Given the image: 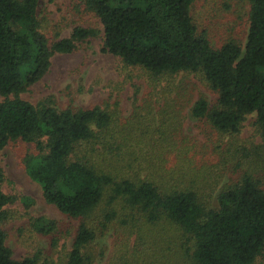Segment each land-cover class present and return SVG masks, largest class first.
Wrapping results in <instances>:
<instances>
[{"label":"trees","instance_id":"obj_1","mask_svg":"<svg viewBox=\"0 0 264 264\" xmlns=\"http://www.w3.org/2000/svg\"><path fill=\"white\" fill-rule=\"evenodd\" d=\"M247 1L244 46L228 40L213 48L191 17L194 0H80L101 22L104 51L141 69L152 86L179 74L198 76L217 96L210 104L200 95L190 116L235 136L254 113L258 148H264V0ZM37 6L38 0H0V150L16 140L32 143L33 151L22 158L26 174L47 203L81 219L66 264L88 263L82 248L95 237L89 219L102 203L101 229L115 218L112 205L119 203L145 223L178 229L191 245L193 264H254L264 250V169L258 177L242 173L208 204L185 155L167 153L156 170L132 157L133 142L113 111L59 108L53 95L35 104L20 97L47 72L54 53H70L98 33L76 26L49 45ZM3 181L0 169V224L11 218L7 205L14 202L1 190ZM22 199L28 207L29 199ZM29 226L49 234L57 223L37 216ZM6 239L0 227V264H39L36 254L13 258Z\"/></svg>","mask_w":264,"mask_h":264},{"label":"rangeland","instance_id":"obj_2","mask_svg":"<svg viewBox=\"0 0 264 264\" xmlns=\"http://www.w3.org/2000/svg\"><path fill=\"white\" fill-rule=\"evenodd\" d=\"M248 10L247 0H194L191 17L213 48L228 40L243 47ZM37 16L49 45L69 36L76 26L92 27L98 33L78 42L70 53H54L47 72L21 98L35 104L53 95L59 108L98 105L113 111L133 142L132 157L156 170L167 153L185 155L195 166L197 189L208 204L214 205L217 193L242 173L258 177L262 172L264 148H258L262 140L254 113L247 115L235 136L217 131L206 119L192 118V103L205 95L213 104L216 93L193 74L150 85L141 69L124 66L118 56L102 49L101 22L80 0H38ZM30 151L33 144L21 140L0 150L1 190L14 197L7 205L12 216L0 227L7 232L13 258L36 254L39 264H66L81 219L63 214L44 200L40 186L22 165L23 155ZM22 197L29 199L28 207ZM112 206L116 216L106 228L101 229L97 221L104 203L89 219L95 237L82 248L87 264H193L191 245L178 229L164 222L145 223L137 211L119 203ZM37 216L55 220V231L33 232L29 222ZM254 264H264V250Z\"/></svg>","mask_w":264,"mask_h":264}]
</instances>
